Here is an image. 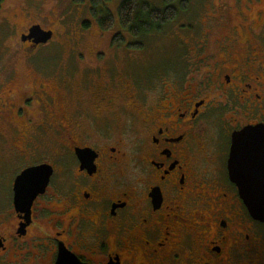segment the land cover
Instances as JSON below:
<instances>
[{
  "label": "flooded vegetation",
  "instance_id": "flooded-vegetation-1",
  "mask_svg": "<svg viewBox=\"0 0 264 264\" xmlns=\"http://www.w3.org/2000/svg\"><path fill=\"white\" fill-rule=\"evenodd\" d=\"M235 1L181 11L172 36L183 51L164 67L141 57L144 38L120 44L110 29V50L99 44L93 61L79 52L78 73L40 59L54 45L67 57L81 50L90 22L75 38L30 20L17 30L30 70L0 60V126L16 172L11 193L0 189V264H264V222L229 172L233 134L264 125V0ZM10 4L0 0V41L14 31ZM35 24L53 31L48 42L22 39ZM259 152L246 151L247 166L261 168ZM29 170L34 197L18 209L15 182ZM247 182L264 185V169Z\"/></svg>",
  "mask_w": 264,
  "mask_h": 264
},
{
  "label": "rangeland",
  "instance_id": "rangeland-1",
  "mask_svg": "<svg viewBox=\"0 0 264 264\" xmlns=\"http://www.w3.org/2000/svg\"><path fill=\"white\" fill-rule=\"evenodd\" d=\"M11 8L6 12L7 16H10L11 22L15 23L13 26L12 33L10 34V40L5 41L4 39L0 41V60L2 64H6L9 67L18 69V74L21 76L30 70L29 64L23 59L20 54L18 44L16 43L17 30L20 31L21 28L26 24L27 21H33L41 23L45 28L55 29L56 37L61 39V37L75 38L78 34L84 33V38L81 40V50H77L67 57L66 53L61 52V48L56 45L52 46L46 51L49 56L42 55L40 60H45L48 64H58L66 62V67L75 69L78 73H82L83 65L78 55L79 52H85L87 55V60L93 61L92 51L101 45L100 50L109 51V41L108 37L112 32L119 31L118 27V7L122 0H106L105 5H98V8L108 7L115 17L116 23L112 32L107 31L106 35H100V31H103L95 26L98 25L96 19L91 16V8L93 0H9ZM154 5L162 7L164 5V0H149ZM191 4L192 9L195 11L202 12L203 9L207 10L206 14L214 13L220 10L219 4H225L226 2L230 4H235V0H188ZM245 2V0H242ZM238 3V1H237ZM212 9V10H211ZM198 14V18H193L198 20V25L203 29V24L201 23L202 15ZM217 13V12H216ZM182 19L181 15L175 22H171L164 33L159 35H153L142 39L145 43L146 49L143 50L141 57L146 58V61L152 62V64H159L165 66L169 60L176 61L182 50V41L179 38H173V28L179 24ZM87 20L91 25L89 28L93 31L90 35L89 30L84 32L81 28H84L83 21ZM81 27V28H80ZM81 29V31H79ZM1 35L4 34L2 29ZM105 34V33H104ZM20 42V41H19ZM5 43L7 44V50L4 49ZM12 47V48H11ZM18 50V51H17ZM9 52V54H7ZM122 57V56H121ZM1 58H4L1 59ZM89 61H87L89 63ZM2 65V66H3ZM58 66V65H56ZM8 67V68H9ZM157 73V72H156ZM127 128V123L125 121L124 130ZM0 132L4 136H0V189L5 191L7 188V195L11 193L10 178L15 175L16 172L13 171L7 160V151H12L7 149V127L0 126ZM44 142V141H43ZM47 142L44 143V149L42 151H50ZM264 230V225L262 226Z\"/></svg>",
  "mask_w": 264,
  "mask_h": 264
},
{
  "label": "water",
  "instance_id": "water-1",
  "mask_svg": "<svg viewBox=\"0 0 264 264\" xmlns=\"http://www.w3.org/2000/svg\"><path fill=\"white\" fill-rule=\"evenodd\" d=\"M52 36V30H45L41 24H35L30 28L29 34L23 35L22 39L24 41L33 40L36 43H46L52 38ZM86 150L87 149L77 148L79 154L84 153ZM246 151H264V125L247 126L235 132L233 134V143L229 158V172L231 174V178L237 181L239 192L245 200L252 216L264 222V185H255L253 183L249 184L247 182L248 172H252L254 169L263 170L264 162H261V168L247 166L245 160ZM257 154H260L261 156L264 155L263 152H259ZM37 170L46 171V168L45 166H40ZM31 172L32 171L29 170V172L22 173L18 176L15 182L14 203L18 209H21L24 206L29 207L34 197V195L28 193L31 185L26 186L24 181L26 175ZM46 174L47 177L44 180L43 185L36 188L39 191H43L46 186L48 175L50 173L46 171ZM70 258L75 264H81L75 256L70 255ZM66 262L71 261L68 259Z\"/></svg>",
  "mask_w": 264,
  "mask_h": 264
},
{
  "label": "trees",
  "instance_id": "trees-1",
  "mask_svg": "<svg viewBox=\"0 0 264 264\" xmlns=\"http://www.w3.org/2000/svg\"><path fill=\"white\" fill-rule=\"evenodd\" d=\"M106 0H93L91 16H93L103 31L115 27V17L105 5ZM188 0H164L162 7L154 5L149 0H122L118 7V27L116 42L125 43V36H140L147 38L165 32L167 26L177 20L181 11L189 6ZM86 25L89 22L85 23ZM85 25V27H87ZM146 44L141 43L140 48ZM130 46V45H129Z\"/></svg>",
  "mask_w": 264,
  "mask_h": 264
}]
</instances>
